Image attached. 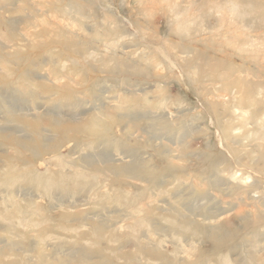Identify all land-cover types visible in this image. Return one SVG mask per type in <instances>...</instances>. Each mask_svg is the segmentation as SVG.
I'll return each mask as SVG.
<instances>
[{
  "label": "bare ground",
  "instance_id": "bare-ground-1",
  "mask_svg": "<svg viewBox=\"0 0 264 264\" xmlns=\"http://www.w3.org/2000/svg\"><path fill=\"white\" fill-rule=\"evenodd\" d=\"M187 2L192 3L191 0ZM207 2L209 6L210 4L215 6L219 1L208 0ZM221 3L225 4L230 11H234L235 8L237 10L243 8L242 12H245L246 8H249L264 12V3L257 0H223ZM95 4V0H0V70L2 71V73L0 72V223L4 222L3 226L0 224L3 227L0 233V242L15 238L27 239L24 233L13 229L15 220L21 215L26 216L24 221L33 228L36 237L35 242L24 245L21 251L15 250L13 245L0 247V264H139L138 259L142 257L158 261V264H264V240H260L261 236L264 238V209L259 208V206L264 208V178H262L264 177V143L262 142L264 140V83H249L241 76L234 74V72L240 73L241 67L229 60L225 63L223 60L213 57L209 59L210 61H205L204 65L207 66L204 68L210 71L211 76L218 75L225 80L222 84L223 91L225 89L234 90L233 96H224V102L221 104H208V109L212 111L213 124L224 139V147L227 151L225 153V149L222 147L224 150L221 151L224 153L217 152L214 144L209 146L205 143L201 149L192 147L191 149L185 146L187 149L181 151L178 157L196 156V170L203 169L204 171H202L210 178L217 177L216 182L212 180L211 186L218 187L220 193L225 192L231 197L234 196V204L231 208L235 207L237 210V214L233 218L237 222L236 229L228 230L226 222L220 224L217 222L218 225L205 224L219 219L220 213L217 214L212 210L213 205L206 206L207 208L198 212L192 201L194 200L195 203L199 200L209 201V198L197 190L191 200L183 201V203L175 202V205L168 214L163 215V218L169 222L171 229L185 226L192 235L199 234L208 244V248L195 253L196 249L191 243L192 240L187 249H182L179 245L180 242L177 241L178 245L175 243L174 248L171 249L172 254H170L171 252H159L154 248L144 249V244L140 241L142 239L137 236L134 240L136 244L134 252H121V245L111 246L110 243L103 245L106 241L115 242L118 240L122 244L125 240L120 239L126 238L112 230L113 223L110 222L113 217L110 215L115 210L109 209L110 204H114V207H122L126 214L131 215V219L138 217L139 209L140 211L144 210L143 221L151 223L153 220L151 208L137 207L129 204L128 201L126 203L118 202L114 186L118 183H125L122 176L133 175L135 178L144 180V175H149L152 180H156L158 179L157 175L165 177L164 173L169 171L173 177L177 178L184 173V169L182 170L169 157L172 156L170 152L167 156V151L163 147H154L158 154V160L162 162V166L155 171L149 167V162L138 154L140 146L136 140L131 144L130 138L136 132V127H139V123L136 124L132 121L136 118L132 117H137L141 113L124 111L126 112L124 114L117 112L114 114L116 110H133L137 108L135 104L122 106L121 103L106 109L101 102V104L91 107V109H95V112L84 117H80L79 113L64 117L59 112L53 111L61 109L62 101L72 103L71 101L76 95L81 93L68 84V82L80 84L78 78L80 71H73L74 67L82 65L80 60L84 61L95 57L93 61L84 66L94 71L100 67V71L103 73L105 71L106 76L118 75L119 77L122 75L123 77L126 74L124 79L129 80V74H136L141 81H144L145 76L148 77L144 76V69L138 67L140 62L131 58L135 52L118 53L114 50V47L119 44L118 41L112 45L111 43L105 44V52H107L105 53L98 52L97 46L88 45L85 38L77 37L79 32L70 26L71 22L68 23V20L80 16L95 21L94 8L91 7V5L95 7ZM56 18H59L60 21H56ZM93 25L94 33L100 37L99 34L102 31L96 27L97 25ZM136 26L140 31V24L136 23ZM175 26V22L172 23L173 29ZM78 27L81 31L84 29L83 25ZM115 29V31H110L111 34L121 33L119 28ZM176 32L178 31L176 30ZM24 39L26 42L21 44ZM166 41H168L166 43L167 50L178 45L170 38H167ZM58 46L64 55L66 53L63 50L71 52L74 57H61L59 54H54L51 48ZM122 48H126V46L124 45ZM195 60L199 61L200 57L194 55ZM95 62L98 63V67ZM11 63H14L16 67L11 68ZM52 64H54L53 67L50 66ZM180 67H183V71L189 70L186 69V64H181ZM194 67L197 68L193 66V72L196 71ZM105 68L108 69L104 70ZM241 73L243 74V72ZM96 79V76L93 75L87 76V78L83 77V81H90L91 85L96 83L94 82ZM154 79V90L160 96L159 101H162L163 97L167 96L168 90L164 84L159 85V77L155 76ZM127 84L133 86L130 81ZM136 85L139 84L134 83V86ZM160 88L161 90H159ZM87 91L93 93L90 88ZM130 91L133 90L123 89L122 94L116 93L113 96V100L118 99L130 103L135 100H144V97L147 100L148 91L144 92V88L141 89L143 93L138 94V97L127 95ZM144 93L146 94L144 95ZM40 99L46 101H43L42 105L37 104ZM147 104L144 109L150 112L153 105ZM250 107L254 109L250 111ZM40 108H45V111L40 116H36L35 114L39 112ZM154 109L157 110L156 105H154ZM219 109H223V112H219ZM149 118L150 122L145 124L148 130H143L144 133H149L147 134V136L149 135L148 141L144 142V148L152 146L150 140L154 138L156 140L166 135H172L175 131L174 124L177 122H168L156 114H149ZM114 124H120L119 133H112L111 137H106L107 133L111 131L110 126ZM243 128H248L245 139L253 136L257 137L256 141L258 140L256 144H250L253 149L250 152H238L233 149L234 146L236 147L235 144H239V142L242 144L244 133L240 135V131ZM83 131H86L87 135H82ZM18 132H22L23 135H21L22 133L18 135ZM179 133L187 139L190 131L185 128V131ZM44 134L58 135L61 139H48ZM63 141L74 144V147L69 148L65 154L60 152V149L63 148V143L61 147ZM99 141L103 144L110 143L111 146L116 144L123 147L122 150H116V155L120 160L130 157L131 162L103 167L97 166L94 162L98 160L95 161L93 158L80 156L73 159L71 157L79 153V150L75 149L78 148V144L92 146L94 142L98 143ZM252 153L255 157L250 158L248 163L242 162L244 158L248 159ZM49 157L59 158L61 161L46 160ZM102 157L104 156L102 155ZM37 161L41 162L40 167L37 166ZM218 164L225 165L226 170L217 167ZM78 166L86 168L87 172L81 168L70 170L78 168ZM247 167L253 168L258 173V179L243 185L246 180L251 178L250 175L243 173ZM176 170H180V172L175 173ZM103 172L107 173L106 178L101 176ZM90 174H95L94 181H88ZM101 182L105 183L103 186L107 187L104 193L99 192ZM85 190L92 194L94 200L96 197H108L109 200L111 198V202H103L100 199L101 204H96L100 210H96L94 207L82 209L84 205L77 203L73 197ZM35 195H46L50 199L47 204L39 205ZM66 196L71 199L64 198ZM245 199L250 200L251 205L255 206V209L248 213H245V209L242 208V201ZM230 202L232 203V201ZM54 206L62 208V211L56 216L50 212ZM184 211L188 213L186 214ZM103 213L110 214L104 218ZM194 213L200 217L199 220H194L188 215ZM101 216L104 217L101 219ZM78 227H87L88 231L80 233V240L71 241V247L67 253L48 249L43 243L44 237H48V235H56L57 238L61 230H74ZM179 235L183 234L179 233ZM145 238L147 237L145 236ZM82 239H92L95 248L82 246ZM242 245H245L244 249H242ZM110 253H116V256H110ZM138 255L142 257L139 258ZM117 259L124 262L118 263Z\"/></svg>",
  "mask_w": 264,
  "mask_h": 264
},
{
  "label": "rangeland",
  "instance_id": "rangeland-1",
  "mask_svg": "<svg viewBox=\"0 0 264 264\" xmlns=\"http://www.w3.org/2000/svg\"><path fill=\"white\" fill-rule=\"evenodd\" d=\"M95 1V7L91 5V7L94 8L95 21H92L91 18L86 19L80 16L72 17L73 19L68 20V23L71 22L70 26L74 28L75 31L79 32V36L77 37L81 39L85 38L88 45L90 44L92 47L97 46L98 52H105V44L111 43L112 45L118 41L119 44L114 47V50L118 53L135 52L131 58L135 59L136 62H140L138 67L144 69V76L147 75L148 77L145 76L144 81H141L136 74H129V80L124 79V76H127L126 74H124L123 77L122 75H119V77L118 75L106 76L105 71L104 73L103 71H100L97 62L95 63L98 68H96L95 71L85 67V64L93 61L95 57H90L84 61L80 60L82 65H79L76 68L74 67L75 69L73 68V71H80V76H78L80 84L72 82H68V84L79 90L81 93L76 95L71 101L72 103L62 101V105H60L62 106L60 107L61 109H54L53 111L55 113L59 112L64 117H70L77 113H79L80 117H84L89 113L95 112V109H91V107L99 105L101 102H103L102 104H104L106 109L108 107L120 105L121 103L122 106L135 104L137 108L133 110H116L114 114H116V112L118 114H124L126 112L141 113L137 117L131 116L132 118H136L132 120L133 122L136 124L139 123V127H136V132L130 138L131 144H133L132 142L135 140L138 142L140 146L138 148V154L141 155L142 159L148 161L149 167L155 171L162 166V162L158 160L159 158L158 154L155 152V148H157V146L163 147L167 151V156L171 153L170 155L173 157H169L177 166L182 168V170L184 169V173L177 178L173 177L169 171L164 173L165 177H163V175H157L158 179L156 180H152L149 175H144V180L142 179L143 181L139 178H135L133 175L122 176L125 183H118L114 186V191L117 193L114 194L118 196V202L126 203L128 201L129 204H133L137 207L151 208L153 210V220L151 223L143 221L142 217L144 210L140 211L139 209L137 211L139 214L138 217L131 219V215L126 214V212L122 210V207H114V204H110L111 207L109 209L115 210L116 212H113V214L110 212V216L113 217L112 222H110L111 224L113 223L112 230L118 235L126 236V238L120 239L125 240L122 244L118 240L119 243L118 241H106L103 245L109 243L111 246L121 245V252H134L136 247L134 240L137 236L142 239L140 241L143 242L144 249L154 248L159 252H171L170 254H172L171 249L174 248L175 243L178 245V242H180L179 245H181L180 247L182 249H187L188 244L190 246L192 240L191 243H193L192 245L196 249L195 253L201 249L208 248V244L203 240L202 236L199 234L192 235L189 232V229L185 226L171 229L169 222L164 220L163 215L169 213L175 205V202L183 203V201L191 200L194 192L198 190L203 192V194L209 198V201L199 200L195 203L193 200L192 204L195 206L196 210L199 212L200 210L207 208L206 206L211 207L213 205L212 210L216 211L217 214L220 213L219 219L212 222H206L205 224L218 225L222 222H226V228L228 230L236 229L237 227V222L233 220L234 216L237 214V210H235V207L231 208L232 204H234V196L231 197L230 194L227 195L225 192L220 193L218 187L211 186V182H213L212 180H215L216 182L217 177L210 178L203 172V169V171L196 170V156H186V160V158H179L178 155L181 151H184L187 148L192 147L195 149H201L205 143L209 146L214 144L217 152L225 149L224 151L226 153L227 150L224 147L225 141H223L224 139L220 136L213 124V117L211 115L212 111L208 109V104H221L224 102V96H233L232 93L234 90L225 89L223 91L222 84L225 80L218 75L211 76L210 71L204 68L207 65L205 66L204 64L205 61H210L209 59L211 57L223 60L225 63L229 60V62L242 68L241 72H243V74L241 72H234V74L241 76V78H244L251 84H256L257 82L264 83V12L249 8H246L245 12H242L243 8L238 10L235 8L234 11H230L225 4L221 3L223 0H218L219 2L217 5L215 4V6L211 4L209 6L207 2L208 0H191L192 3L187 2L188 0ZM257 1L264 3V0ZM58 19L59 18H56V21H60ZM174 22L176 24L175 29L172 28V23ZM136 23L140 24V31L138 30ZM93 24L97 25L96 27H99L102 31V33L99 34L101 35L100 37L96 36L94 33L95 29H93ZM79 25L84 26L82 31L79 29ZM115 28H119L121 33L118 35L111 34L110 31H115ZM176 30L178 32H176ZM167 38L176 41L178 43L177 47L167 50ZM25 42L26 40L24 39L21 44H24ZM124 45L126 48H122ZM184 45L186 46L184 47ZM59 48L60 47L58 46L51 49L54 54H59L61 57H74L71 52L65 50H63L66 53V55H64L61 51L62 49ZM194 55L200 57V60L194 61ZM181 64H186V69L189 70L183 71V67H180ZM66 65L68 66V64ZM50 66L53 67L54 64ZM193 66L197 67H194L196 70L195 72L192 70ZM10 67L15 68L16 66L14 63H11ZM107 69L105 68L104 70ZM0 72L2 73L1 70ZM71 74H73V72H71ZM90 75L96 76L97 78L94 81L96 83L93 85H91L92 83L90 81H83V77L87 78V76ZM164 75L165 77H163ZM155 76L159 77V85L164 84L168 90L167 96L163 97L162 101H159L160 96L158 92L154 90ZM129 81L133 86L127 84ZM134 83L139 85L134 86ZM88 88L93 90L92 94L87 91ZM125 88L133 90L127 93V95L133 96L143 93L141 89L144 88V92L148 91L147 100H145V97V101L135 100L132 103L118 99L113 100V96L116 93L122 94V90ZM159 90H161V88ZM145 94L146 93H144V95ZM43 101L46 100L40 99L37 104L42 105ZM147 103L151 106L153 105L150 112L144 109V106L148 105ZM154 105H156L157 110L154 109ZM140 109L141 111H138ZM253 109V107L249 108L250 111ZM38 111L39 112L35 114L36 116H40L41 113L45 111V108H40ZM219 112H223V109ZM149 114H156V116L160 115L168 122H177L174 124L175 131L172 135H166L163 138H159L160 140H155L154 138L153 140H150L152 146L144 148V144L148 141L149 137V135L147 136V134H149L148 132L144 133L147 129V125L145 124L150 122ZM120 127V124L110 126L111 131L107 133L106 137H111L112 133L118 134ZM185 128L190 131L187 139L183 138L185 136H182V134L179 133L180 131H185ZM242 131H240V135L244 133L243 139L241 140L242 144L241 142L235 144L236 147L234 146L233 149H236L238 152H250L253 150L250 144H256L258 142V140L256 141L257 137L252 136L248 138L249 140L245 139V136L248 134V128H243ZM21 133L22 132H18L17 134L20 135ZM81 134L87 135V132L83 131ZM21 135H23V133ZM44 136L48 139H61L58 135L44 134ZM262 142L264 143V140H262ZM62 143L63 148L60 149V152L63 154H65L69 148L74 147L72 142L63 141L61 142V147ZM111 145L110 143L103 144L100 141L98 143L94 142L92 146L85 145L86 147L78 144V148L75 149L79 150V153L74 154L71 157L73 159L80 156H84V158H93L95 161L98 160L97 162H94L97 166L103 167L112 164L119 165L131 162L132 159L130 157L123 158V156H120L123 158L120 160L119 156L116 155V152L122 150L123 147L116 144L113 146ZM185 146L187 148H185ZM222 147H224V149ZM224 151L221 152L224 153ZM102 155L104 157H102ZM253 156V153L250 154V157L248 159L244 158L242 162L248 163L249 159L253 158ZM48 159L52 162L61 161L59 158L49 157L46 160ZM37 166H41L40 161H37ZM232 166L234 165L232 164ZM217 167L226 170L225 165L218 164ZM79 168L87 172L86 168L80 166L70 170L74 171ZM179 172L180 170L175 171V173ZM243 173L245 175L248 174L251 177L249 180H246L243 185H247L258 179V173L255 172L253 168L247 167ZM88 176V181H94L96 178L95 174H90ZM101 176L106 178L107 173L103 172ZM103 185H105V183L102 184L101 182L99 186V189L101 190L98 189L100 193H104L107 189V187ZM91 195L92 194H89L88 190H85L73 198L77 203L84 205L82 206V209L94 207L96 210H100V207L96 205L101 204L100 199L103 202H111V198L109 200L108 197H96L94 200ZM57 196L60 197L59 195ZM64 198L71 199L67 196ZM81 198L82 200H80ZM49 199L50 197L46 195L36 196V201L39 205L47 204ZM245 200L242 201V208L245 209V213L255 209V206L251 205L250 200ZM230 201H232V203ZM259 208L264 209L262 206H259ZM217 209L220 212H218ZM61 211L62 208L59 206H54L50 209L53 216H56ZM110 213H103L105 217L101 216V219L103 217L106 218V215L109 216ZM188 215L194 220H199L200 218L199 216L197 217L195 213L193 215ZM25 219V215L19 216L14 222L13 229L19 233H24V235L27 236V239L20 240L19 238H15L14 240H1L0 247L13 245L15 250L21 251V248L24 245L26 246L27 244L35 242V231H33L32 227L27 225L24 221ZM114 220H119L120 222ZM0 224L3 226L4 222H1ZM2 226H0V233L3 230ZM86 231H88L87 227H78L74 230L66 231L61 230L60 235L57 238L56 235H48V237H44L45 240L43 239V243L48 249L60 250V252L67 253L69 251L68 249L71 247V241L80 240V233ZM150 233L151 235H149ZM179 233L183 235L180 236ZM3 234L5 233L3 232ZM145 236L147 238H145ZM82 240V246L90 247L91 249L95 248V245L91 241L92 239ZM160 240H162V243H160ZM260 240H264V238L261 236ZM244 248L245 245H242V249ZM75 249H77V247H75ZM115 254L116 253H110V256L115 257ZM138 256L139 258L142 257L140 255ZM232 256L237 257L235 255ZM117 260L118 263L124 262L121 259ZM138 260L139 264H158V261L147 259L145 257Z\"/></svg>",
  "mask_w": 264,
  "mask_h": 264
}]
</instances>
